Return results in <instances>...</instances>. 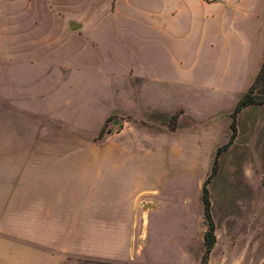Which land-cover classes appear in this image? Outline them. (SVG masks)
<instances>
[{
  "label": "rangeland",
  "instance_id": "1",
  "mask_svg": "<svg viewBox=\"0 0 264 264\" xmlns=\"http://www.w3.org/2000/svg\"><path fill=\"white\" fill-rule=\"evenodd\" d=\"M22 2L0 0L1 89L26 99L31 112H47L53 123L59 118L73 130L61 131L62 124L56 123L54 135L79 132L100 151L102 131L106 137L128 130L126 138H135L136 146L167 155L169 176L152 194V203H135L129 252L117 256L100 245V256L73 264H202L208 230L204 184L216 227L208 264H264V105L233 115L244 75L234 90H212L217 77L235 76L239 69L190 57L187 47L199 44L207 23H201L204 12H198L194 0L199 23L191 25L193 15L178 22V12L170 15L172 30L161 12L172 14L182 0ZM77 23L84 29L73 33L57 26ZM253 68L250 61L249 76ZM255 93L264 99L259 88ZM8 115L15 118L13 112ZM8 131L10 139L21 134L16 126ZM215 132L216 144L201 145L199 168L197 160L193 165L181 158L178 135ZM68 146L58 143V153ZM25 162L0 159V203L32 202L33 182L22 174ZM107 210L112 211L102 203L71 206L74 216L88 217L90 248L97 230L107 228L102 217Z\"/></svg>",
  "mask_w": 264,
  "mask_h": 264
},
{
  "label": "crops",
  "instance_id": "2",
  "mask_svg": "<svg viewBox=\"0 0 264 264\" xmlns=\"http://www.w3.org/2000/svg\"><path fill=\"white\" fill-rule=\"evenodd\" d=\"M1 1L8 5V0ZM194 2L198 12H204L201 23H207L199 44L187 47L190 57L193 61L206 59L236 66L239 70L235 76L224 74L211 86L216 92L234 90L244 75L246 81L239 84L242 97L264 63V27L261 28L264 0ZM178 12V22L185 15H193L191 25L199 23L200 14L195 12L190 0H182L180 8L172 14L162 9L161 20L167 29L175 28L170 15ZM57 26L67 32L74 31L73 24ZM83 29L82 24L80 30ZM250 61L254 66L251 76ZM135 79L143 80L137 76ZM25 101L9 94L8 88L0 87V128L5 129L0 140V159H25L22 174L29 177L34 187L31 203H0V264H73L74 259L79 262L90 255L100 256V245L117 256L128 253L133 239L135 203H152V194L167 180L166 153L159 150L154 155L146 146H136L135 138H126L128 130L103 137L100 151L98 147H90L89 136L84 138L79 132L54 135L51 132L56 123L62 124L61 131L67 128L64 121L58 118L53 123L47 112H31ZM10 112L15 118H10ZM13 126L21 131L18 139L9 138L8 128ZM66 131L73 133L70 129ZM178 136L182 140L181 158L186 156L193 165L197 160L198 168L201 145L218 142L216 132L207 137L198 133ZM58 143L72 147L58 153ZM180 156L178 151L176 157ZM73 203H102L112 209L103 211V223L108 225L106 230H97L94 248L89 246L88 217L74 216Z\"/></svg>",
  "mask_w": 264,
  "mask_h": 264
},
{
  "label": "trees",
  "instance_id": "3",
  "mask_svg": "<svg viewBox=\"0 0 264 264\" xmlns=\"http://www.w3.org/2000/svg\"><path fill=\"white\" fill-rule=\"evenodd\" d=\"M257 88L260 89V94H264V63L255 81L251 85L249 91L241 97V99L235 106L233 112L234 116L250 106L264 105V99H259V94L255 93V90H257ZM234 124L235 123L232 124V130L235 131ZM104 136H105L104 131H102L99 135V139H102ZM215 171L216 170L214 169L212 176L215 174ZM203 204H204V216L208 230L204 235L205 253L202 259V264H208L209 256L216 244V235H215L216 227L211 216V202L206 184H204L203 186Z\"/></svg>",
  "mask_w": 264,
  "mask_h": 264
},
{
  "label": "water",
  "instance_id": "4",
  "mask_svg": "<svg viewBox=\"0 0 264 264\" xmlns=\"http://www.w3.org/2000/svg\"><path fill=\"white\" fill-rule=\"evenodd\" d=\"M82 28V24L77 23V24H73L72 30L74 31H78Z\"/></svg>",
  "mask_w": 264,
  "mask_h": 264
}]
</instances>
